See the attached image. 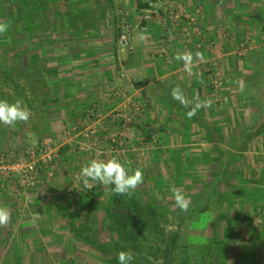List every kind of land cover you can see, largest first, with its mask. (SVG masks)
<instances>
[{"label": "rangeland", "instance_id": "1", "mask_svg": "<svg viewBox=\"0 0 264 264\" xmlns=\"http://www.w3.org/2000/svg\"><path fill=\"white\" fill-rule=\"evenodd\" d=\"M151 1L160 14L148 23L142 10ZM219 1L0 0V100H19L30 111L27 121L0 122V161L22 165L37 160L44 143L58 147L54 163H38L28 184L19 176L0 184V207L10 215L0 225V264H119L120 251L132 254V264H264V25L246 33L227 22L231 8L220 10ZM247 12L237 13L245 18ZM123 20L133 27L126 49L118 45ZM151 26L158 33L146 46L143 34L150 35ZM173 52L200 53L190 76L198 74L195 99L206 104L189 117L195 106L183 95L188 108L179 101L182 121L191 119L193 126L165 141L142 121L149 109L133 84L115 81L118 59L153 55L169 71ZM110 54L117 58L110 82L80 73ZM252 54L259 55L255 64ZM137 73L127 76L138 79ZM94 78L102 85L73 90ZM127 96L146 105L117 131L128 152L109 153L108 134L99 152L81 150L74 127L86 121L92 105L98 101L106 117ZM115 123L103 118L102 125L111 130ZM98 156L140 169L142 182L119 195L111 185L82 177L81 168ZM172 189L186 197V209Z\"/></svg>", "mask_w": 264, "mask_h": 264}, {"label": "crops", "instance_id": "2", "mask_svg": "<svg viewBox=\"0 0 264 264\" xmlns=\"http://www.w3.org/2000/svg\"><path fill=\"white\" fill-rule=\"evenodd\" d=\"M226 1H229V0H226ZM223 2H224L223 0L219 1L220 10H222L223 7L227 10H228V8H231L230 9V11H231L230 16L231 17L229 16L230 17V18L228 17L229 19L226 18V19H228V21H227L228 23L233 24V22L236 21V23L239 24L238 25L239 27H242L243 29L246 28V30H244V31H246V33H247V30L250 29V27H256V26L263 27V25H264V13H263L264 12V0H252L251 2H248L247 0H233V2H239L238 5H236V3H229V4L223 5ZM247 11H249V12H247ZM237 12H247L248 16L245 18H241V17H239ZM239 22H241L242 24ZM167 27H168V25H167ZM156 28L157 27H155V26H151V28L149 29V31H151L150 35H149V32L148 33L145 32L144 34L142 32L143 36H145L144 40H143L144 45L149 46L150 44L153 43V40H154L153 38H155L157 36L156 34L158 33L156 31ZM96 34L97 33H95V32L93 33V35H96ZM148 40H152V41L148 42ZM258 56L259 55H257L255 58H252L253 54L251 55V59H250L251 64H255L256 60L257 61L260 60ZM192 57H193V59H192L193 66L199 68V62L197 60V57L195 55ZM94 59L97 60L96 58H93V59L91 58L89 60L92 61ZM116 60H117V58L112 54L107 55V56L105 55L104 59L101 62H99L98 65H96V62H94V64H95V65H93L94 68L88 67L87 70H85L84 72H80V73L83 74V76L84 75L88 76V74H89L91 76L94 75V77H95V73H97L96 75L100 74L103 77H105L104 80L106 82H110V80H112L113 76H116V74H115L117 71L116 70V68H117V65H116L117 61ZM118 60H119L120 69H119V75L117 77V80L115 81V82H117L116 86L119 87L118 82L121 85L124 83H128V81H129L131 84H133L131 87H133L134 92L143 98V100H144L143 102L147 104V107L149 109V113L146 115L147 117L142 120L145 122V124L148 125L146 128H149V130H151V132L153 131L154 134L159 132L161 135V140H164V138H165V141H168L170 138H173V140H177V137H175V136H177L176 134L180 135L181 132L184 133L185 130H183V129L190 130L189 125L192 123H190L189 120H191V119L184 118V123H183V121H182L183 116H181V114H183L182 108L184 106L180 105L179 100L173 99L171 93H172V90L174 88H178L180 93H182V96L185 95L189 99L188 100L190 102L189 104H191L193 106L200 104L199 108L202 107L203 103L206 104V102H204L205 101L204 98L195 99L196 94H197V86L194 85V82L197 81L196 78H197L198 74L196 75V78L190 76V73L194 72L195 69L191 68V72L185 71L184 66H183L184 62H182V60L176 59V52L175 53L173 52V55L170 58L171 65L169 66V71L161 70L160 64H159L160 59L154 57L153 55L147 56L146 54H143L142 57L137 56V61L135 60L134 57L130 58L129 61H128V59H125L124 57H123V59H118ZM201 62H204V59H201ZM92 70H94V74L91 72ZM129 70L137 71L138 72L137 75H139V78L138 79L137 78H135V79L131 78L130 79V77L127 76ZM167 79H169V81L171 83L169 85L163 84V82ZM86 82H87V84H85ZM89 83L93 84L94 87H97L99 84H100L99 86H101L102 85L101 83H103V82L100 79L97 80L94 78L92 81L90 79H88V80L80 83V86H81L80 89L75 88L73 90H78L79 92H82L84 90V85H88ZM67 84H70V83H67ZM153 84L154 85L158 84L159 89L156 87L154 89V91H152L153 93L150 94L149 89L147 90V88H149V86H153ZM70 86H73V85L70 84ZM160 87H162V90L159 93ZM105 88H107V87L105 86ZM190 92H192V93H190ZM190 94H192V95H190ZM70 100H72L74 102V105H75L77 98L71 97ZM93 101L95 102L96 100H93ZM71 108H73V106H71ZM164 108H166V111L164 110ZM164 111H165V114H167L166 120H164V118L162 117L164 115L163 114ZM197 113L202 115V113H200V111H198ZM205 116H206V118H205V121H206L208 116L207 115H205ZM214 118L216 119V122L213 121L212 119L211 120L213 123L217 124L219 122V120H218L219 119V112L218 111L214 113L213 119ZM162 119H163V121H162ZM182 124H183V126H182ZM177 125H179V126L177 127ZM125 126L124 125L122 126V124L119 125V124L115 123V125H113V128L111 130L113 132H115L117 130L119 131L120 128L124 129ZM180 126H182V128ZM191 126H193V124ZM137 131H138V128H137ZM137 136H138V134H137ZM107 142L109 144V149H110L109 151L107 150L109 153L112 152V153L123 154L124 151L128 152V150H125V149L129 148V145H126V147H124L123 150H117L116 149L114 151H111L112 144L109 140ZM105 148H107V147H105ZM95 158L97 160L98 159L104 160L105 156H98Z\"/></svg>", "mask_w": 264, "mask_h": 264}, {"label": "built area", "instance_id": "3", "mask_svg": "<svg viewBox=\"0 0 264 264\" xmlns=\"http://www.w3.org/2000/svg\"><path fill=\"white\" fill-rule=\"evenodd\" d=\"M159 6L157 2H149L145 8L142 10V21L151 22L159 16ZM133 27L127 21H121V31L119 34L118 45L120 48H128L131 45V35ZM125 102L115 108L108 116L102 117L101 112L97 111L99 109L100 103H94L92 105L91 112H88L87 119L84 122H79L77 127H74L76 131V136L81 139L80 149L81 150H101V141L108 134L109 141L112 144L111 150H123L126 147L127 139L123 137L120 132H113L112 130L106 128L104 124L102 125L103 118L108 119L112 122H118L119 124L125 123L126 119H133L139 117L145 113L146 105L141 101L136 99L135 96H127ZM96 111V112H95ZM100 113V114H99ZM120 131V130H119ZM85 141V142H83ZM58 152V147L51 141L43 144L40 149L39 158L35 161H27L22 165L4 163L0 161V184H7L13 178L24 177L23 185L28 184L27 182L34 178L38 174L37 164L39 163L41 168L51 166L54 163L56 154ZM31 177V178H28ZM26 179V180H25ZM1 187V186H0Z\"/></svg>", "mask_w": 264, "mask_h": 264}, {"label": "clouds", "instance_id": "4", "mask_svg": "<svg viewBox=\"0 0 264 264\" xmlns=\"http://www.w3.org/2000/svg\"><path fill=\"white\" fill-rule=\"evenodd\" d=\"M4 31V27L0 26V32ZM199 57L200 53H196ZM177 60L184 62L185 71L191 72L192 55L190 53H177ZM172 98L179 100L182 103L186 102L183 99L182 93L178 88L172 90ZM210 103V102H207ZM200 107L197 104L194 108L187 112L189 117L195 115L196 109ZM30 117V111L22 106L21 101L17 100L14 103H10L6 100H0V122L5 124H12L17 121H27ZM80 174L82 177H87L92 181L100 182L106 185L112 186V191L119 195L130 194L138 184L142 182L143 174L140 169L129 170L123 163L117 158H112L107 161H98L92 159L84 167L81 168ZM173 196L176 203L182 209L187 208L188 201L186 197L177 189H172ZM10 218L9 212L6 208L0 207V225L8 222ZM133 256L126 251H120L118 253L119 264H132Z\"/></svg>", "mask_w": 264, "mask_h": 264}, {"label": "trees", "instance_id": "5", "mask_svg": "<svg viewBox=\"0 0 264 264\" xmlns=\"http://www.w3.org/2000/svg\"><path fill=\"white\" fill-rule=\"evenodd\" d=\"M95 103H98V101H96ZM122 124V123H121ZM122 126H123V124H122ZM121 201V200H120ZM118 202V204H119V201H117ZM123 203L124 204H128V202H126V201H123Z\"/></svg>", "mask_w": 264, "mask_h": 264}]
</instances>
